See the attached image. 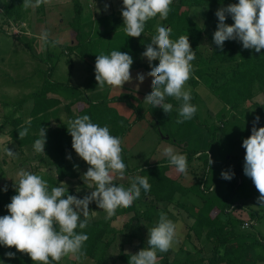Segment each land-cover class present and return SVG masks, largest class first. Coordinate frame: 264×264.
Segmentation results:
<instances>
[{
    "label": "trees",
    "instance_id": "1",
    "mask_svg": "<svg viewBox=\"0 0 264 264\" xmlns=\"http://www.w3.org/2000/svg\"><path fill=\"white\" fill-rule=\"evenodd\" d=\"M69 2L71 14L66 20L68 27L67 36L65 35L66 41L62 44L56 43L62 47V51L58 56H54L52 64H56L61 55L71 56L74 54L78 60L88 65L89 78L80 85L46 80L39 91L31 97L32 105L29 110H25L22 116L4 117L0 124V134L6 135L21 152L27 148H33L35 140L40 138V127L47 130L45 153H37L38 155L35 157L37 166L34 168V172L48 182L49 188L59 187L63 180H74L80 174L81 165L74 162L72 158H67L71 153L76 154L71 146V135L67 130L69 121L82 115H88L93 123L102 127L107 125L110 134L119 136L122 140L132 127L142 120L145 113L143 101L151 91V82L144 81L149 87H145L143 91L127 85L118 88L106 84L101 88L95 80V61L96 55L101 53L108 55L113 50L126 52L132 56L134 61L130 70L131 74L134 76L136 73H142L146 76L151 68L142 53L146 50V45L151 43L153 35L156 34L158 23L172 29L170 38L173 40L178 39L181 35H188L191 47L195 51V59L191 62L193 66L191 77L186 82L188 90L191 91L193 105L196 104L198 96L196 88L199 85H204L235 117H240L248 109L254 108L252 120L254 121L255 117L259 116L260 119L256 126L264 127V104L260 103L261 99L264 100V49H261L259 53L254 49H244L238 40L226 41L221 49L213 41V34L219 22L215 15L216 11L228 4L238 3V0H173L168 18L161 20L157 16L148 20L144 32L139 38L127 36L123 20L120 17H114L112 21L114 26L121 27L116 31H106L102 25V29L100 26L95 27L94 19L83 20L80 0H69ZM22 4L23 0H3L0 5V15L4 17L5 25L25 19L26 12L31 10L23 9ZM200 6L208 8V13L201 24L190 18V11ZM31 9L37 14L42 10V4ZM104 19L106 17H102L101 20ZM225 22L229 25L234 23L230 16L226 18ZM0 32L6 31L0 28ZM205 43L208 44V48L204 47ZM46 53L47 59H52L53 54L49 50ZM158 63V60L153 61L152 65H158ZM53 67L54 65H51L49 70H52ZM104 90L106 93L102 94ZM165 102L173 105L171 113L176 115L182 101L166 97ZM128 108L130 109L127 114L124 111ZM163 112L160 109L155 120ZM191 122L189 126L193 130H201L203 134L205 133L204 140L207 141V144L204 149L188 148L177 142L176 139L170 142L176 146V153L187 156L188 168L192 160L203 159L200 162V168L199 166L194 168L200 170L199 174L189 171L194 175L193 183L190 186L183 185L185 174L178 173L166 156L155 164L130 168L129 158L122 148V158L126 164L125 176H133V174L148 176L151 189L148 192L141 190L142 201L141 203L133 202L132 217L123 225L122 229H117L112 225L115 215L110 219L104 217L88 220V226L85 229L78 227L76 232L86 233L89 239L83 246L85 255L79 259L74 257L72 264H85L87 260H93L94 264H128L130 255L147 247V243L137 234H128L129 239L136 237L139 241L136 249L125 252L120 244L117 255L109 262L108 250L116 241L117 236L123 233L124 229L128 230L131 221L135 219L137 221L143 219L147 224L155 227L159 221V205H170L175 199H177V206L181 209L186 210L188 205L196 206L194 207L196 212L192 216L193 221L187 228L186 236L190 239V234H192L197 240L204 239L210 249L194 250L200 255L197 259H190L186 256L181 259L178 256L179 261L176 262L169 260L170 255L177 257L176 251L170 248L165 253L158 252L157 264H264V236H255L251 232L253 223L261 219V214L251 210H239L238 206H231L229 200L224 203L221 209H215L210 204L211 197L209 195L214 188L213 185L207 184V177L211 169L209 159H211L212 140L216 137L218 129L205 122L198 123L196 114ZM25 127L29 129L28 134L23 139H19L18 131ZM250 135L251 132H245L244 139ZM238 142L242 144L241 137ZM242 151L245 154L243 147ZM238 162L239 169L244 168V158L241 157ZM75 165H78V168L74 167ZM84 165L88 166L86 162ZM45 167L49 168V171L41 172L40 169ZM159 168L164 170L161 171ZM229 172L235 174L234 180L230 182L229 193L231 196L235 186L239 184L237 171ZM219 179L222 180L221 177ZM113 182L117 186H121L114 180ZM130 185L131 183H127L123 186L127 188ZM4 188L0 187V216L8 215L6 206L11 202V197L17 194L15 187H6L7 191H3ZM94 188L93 182L91 189L94 190ZM72 192L73 189L66 194L72 195ZM177 195H179L178 198H176ZM193 199L196 201H192ZM140 205L144 206V210L141 212L138 210ZM162 212L169 215L167 209ZM244 212H248L249 228L247 230L242 229L244 221L241 215ZM83 218L81 217V219ZM100 247L102 249L97 257ZM181 250L180 247L178 252ZM0 251H2L0 264H35L27 254L18 252L14 247L7 248L0 245ZM9 251L16 254L14 258L10 259L5 255ZM190 252L191 250L186 255L189 256ZM54 264H62V259Z\"/></svg>",
    "mask_w": 264,
    "mask_h": 264
},
{
    "label": "clouds",
    "instance_id": "2",
    "mask_svg": "<svg viewBox=\"0 0 264 264\" xmlns=\"http://www.w3.org/2000/svg\"><path fill=\"white\" fill-rule=\"evenodd\" d=\"M47 2L23 0L22 7L27 10ZM172 3L173 0H123L121 15L127 36L139 38L146 22L152 18L159 16L161 20H166ZM107 7L106 4V10ZM215 15L219 22L213 41L219 48L223 49L226 41L238 40L244 49H254L257 53L264 49V0H238V3L219 8ZM228 16L234 21L231 25L225 22ZM171 32L170 27L158 23L156 34L142 53L151 68L146 76L152 78V90L145 96L144 102L170 113L173 105L165 102L166 97L182 101L176 120L177 124H182L193 119L198 111L197 106L191 103V91L184 90L191 77V62L196 54L188 35L173 40L170 38ZM48 36L45 30L40 39L45 45L50 43L51 47H56L57 42H49ZM157 60L158 65H152ZM133 63L132 56L119 50H113L108 55H96L97 85L101 88L106 84L122 88L132 80L130 70ZM146 76L138 73L137 80L143 83ZM259 119V116L255 117L251 135L242 142L245 149L243 171L260 193L257 203L264 205V127L255 126ZM67 130L72 138V148L89 165L83 180L94 182L95 188L91 194L82 199L66 194L67 188H49L48 182L41 176L20 170L19 181L15 184L17 194L11 197V202L6 206L8 215L0 216V245L14 247L18 252L27 254L35 264H54L70 254L76 259L85 255L83 246L89 237L84 232L77 233L76 229L88 226L89 204L93 201L110 219L117 208H128L139 199L142 189L144 192L151 189L148 176L136 175L127 188L113 182V174L124 177L126 164L122 158L121 138L110 134L107 125L102 127L93 123L88 115H82L69 121ZM28 131L27 127L18 131L19 139H23ZM46 131L40 127V138L33 145L36 153H45ZM4 151L7 157L15 159L18 156L8 147ZM163 154L178 173L187 174L186 155L176 153L172 146L165 147ZM67 158L71 159V156ZM212 163L214 161L209 159V165ZM74 167L78 168V165ZM234 175V172H221V178L225 180H231ZM3 191H7V188ZM176 229L177 225L167 214L160 212L158 224L148 229L147 247L131 254L128 264H157L158 252H167L175 242ZM5 255L11 259L16 254L9 251Z\"/></svg>",
    "mask_w": 264,
    "mask_h": 264
},
{
    "label": "rangeland",
    "instance_id": "3",
    "mask_svg": "<svg viewBox=\"0 0 264 264\" xmlns=\"http://www.w3.org/2000/svg\"><path fill=\"white\" fill-rule=\"evenodd\" d=\"M2 3L3 0H0V5ZM69 3V0H48L46 4H42V10L39 13L36 14L34 10L32 11L29 8L31 11L26 12L27 15L24 20L12 22L9 25L4 24V17L0 15V28L6 31L4 33L0 32V110L5 115H10V113L16 111V116H22L23 112L29 110L32 105L31 97L39 91V88L48 79L61 83L69 82L80 85L89 78L90 69L88 65L78 60L74 54L71 56L61 55L56 64H52L54 56H58L62 51V47L60 45L51 47L50 43L45 45L40 39L41 33L46 30L49 33V42L55 41L62 44L66 41L65 35L67 36L68 29L66 20L71 14ZM80 3L84 21L94 19L95 27L100 26V29H102V26H104L106 31L109 32L121 28L120 26H114L112 21L114 17H120L123 20L121 15L123 0H80ZM106 4L108 5L107 10L105 9ZM207 13V7H195L190 11V18L201 24ZM40 17L42 18L40 19ZM102 17H106V19L101 20ZM204 47L208 48V44L205 43ZM47 50L53 54L52 59H47ZM51 65H54V67L52 70H49ZM137 74L134 76L131 74L132 80L126 82L124 85L143 91L145 87H149L145 82H151L152 78L146 76L145 82L140 83L137 80ZM184 90H188L187 83L184 85ZM196 92L198 95L195 104L198 109L196 112L197 122H205L211 127L216 126L218 129L216 137L212 140L211 159L214 163L211 164L207 177V184L214 186L213 192L209 195L211 197L210 204L215 209H221L224 203L229 200V204L233 207L238 206L239 210L245 209L247 211V208L261 214V219L253 224L251 232L255 236H264V205L257 203L260 193L252 180L244 174L243 168L239 169L238 162L241 157L244 158L245 156L242 151V144H239L238 139L241 137L244 140L246 137L245 132H251L253 127L252 113H247L242 117H235L204 85H199L196 88ZM105 93L106 90L102 92V94ZM260 103L264 104V100L261 99ZM129 109L124 112L128 114ZM143 109L145 113L142 120L137 122L121 140V146L129 158L128 165L130 168L144 167L160 161L165 156L163 154L165 147L172 146L176 150V146L170 142L173 139H176L177 142L182 143V145L188 148L201 150L206 147L207 141L204 140L205 133L203 134L201 130H193L189 126L192 123V119L185 121L182 126V124L176 123V120L179 118L178 113L173 115L171 112H163L155 120L157 112L162 108H153L152 105L143 101ZM3 118V116L0 118L1 123L3 122ZM6 147L16 152L18 154L17 158L7 157L4 151ZM36 155L38 154L35 152L34 147L27 148L21 152L6 135L0 134V187H15V184L19 181L18 173L20 170L35 174L34 168L37 166V162L35 161ZM69 155L74 162L81 165L80 174L74 180H63L64 184L60 183L59 186H63L69 190L73 189L72 195L82 199L93 191L89 187V185L92 186L93 182H85L83 180V174L87 171L89 165H84L85 161L78 155L72 153ZM202 160L194 159L191 161L187 169L188 172L185 174L183 185L190 186L193 183L194 175L189 171L199 174L200 170L194 168H198V166L200 168ZM40 170L47 173L49 168L45 167ZM233 170H236L238 173L237 182L239 185L235 186V190L230 196V182L234 179L221 180L219 178L222 171L229 172ZM134 175L136 174H133V176L124 175L123 178L115 175L114 181L123 186L131 183L134 180ZM178 197L179 195H177ZM135 201L141 203L142 197L140 196ZM176 201L177 199L170 205H159V214L164 209H167L169 211L167 217L177 225V235L171 248L179 249L181 247L183 252L182 259L185 256L190 259H197L200 255L194 252V250L197 251L201 248L205 251L209 250L210 246L206 245L204 239L197 240L192 234H190V239L186 236L188 232L187 228L193 221L192 216L196 212V208H194L196 206L189 205L185 210L178 207ZM192 201H196V199ZM131 207L132 205L128 208H117L115 220L112 222L115 228L122 229L123 225L132 217L133 212L131 211ZM138 210L141 212L144 210V206L140 205ZM106 216L107 213L103 209H100L95 201L89 204L88 220H97ZM241 218L244 224H249L248 212H244ZM151 227L152 225L147 224L143 219L139 221L136 219L132 220L130 228L128 230L124 229L123 233L117 236L116 241L108 250L110 256L109 262L117 255L120 244L123 246L125 252L136 249L139 241L136 237L129 239L127 237L128 234H137L144 238L147 243L148 229ZM101 249L102 247H100L97 257H99ZM188 249L191 250L189 256L184 254ZM178 259V257H173V255L169 256L170 261L178 262ZM1 260L2 251H0V263ZM73 260L74 256L70 254L62 258V264H72ZM85 264H94V261L87 260Z\"/></svg>",
    "mask_w": 264,
    "mask_h": 264
},
{
    "label": "crops",
    "instance_id": "4",
    "mask_svg": "<svg viewBox=\"0 0 264 264\" xmlns=\"http://www.w3.org/2000/svg\"><path fill=\"white\" fill-rule=\"evenodd\" d=\"M254 112H255L254 108H250V109H248V110H247L242 116H244V115L247 114V113H252V119H253V117H254L253 113H254ZM2 116H3V117H9V116H15V117H17V116H19V115L16 116V111H13L12 113H10V115H5V114L2 113L1 110H0V118H1ZM242 116H240V117H242ZM0 124H1V122H0ZM243 154H244V153H243ZM213 188H214V186H213ZM176 198H177V197H176ZM188 206H189V205H188ZM246 210L249 211L250 209H247V208H246ZM255 222H256V221H255ZM255 222H254V223H255ZM254 223H253V224H254ZM172 249H173L174 251H176V256H177V257L179 256V257L181 258L182 254H183L182 250L178 252V250H179L178 248H177V249H176V248H172ZM188 251H190V249L186 250V251H185V254H187ZM177 252H178V253H177ZM181 259H182V258H181Z\"/></svg>",
    "mask_w": 264,
    "mask_h": 264
},
{
    "label": "built area",
    "instance_id": "5",
    "mask_svg": "<svg viewBox=\"0 0 264 264\" xmlns=\"http://www.w3.org/2000/svg\"><path fill=\"white\" fill-rule=\"evenodd\" d=\"M249 228V224L247 225V224H244L243 226H242V229H248Z\"/></svg>",
    "mask_w": 264,
    "mask_h": 264
}]
</instances>
